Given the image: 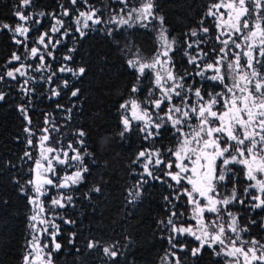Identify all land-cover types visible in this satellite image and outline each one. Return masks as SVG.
Returning a JSON list of instances; mask_svg holds the SVG:
<instances>
[{
  "label": "snow or ice",
  "instance_id": "6c2138e0",
  "mask_svg": "<svg viewBox=\"0 0 264 264\" xmlns=\"http://www.w3.org/2000/svg\"><path fill=\"white\" fill-rule=\"evenodd\" d=\"M69 2L75 6L78 0ZM80 2L87 7L86 11L76 10L75 31L81 38L87 35L85 30H92V26L101 23L114 25L98 29L109 37L134 23L144 28L153 21L159 23L155 31L160 44L153 55L145 57L138 48L133 51L131 45L122 49L134 82L129 89L132 96L119 104L121 127L116 134L124 140L135 132L143 142H151L150 147L139 150L131 161L142 171L132 170L138 178L128 189L127 202L132 204L139 200L144 185L150 182H160L171 189L169 195L163 197L169 206L166 208L168 216L158 221V226L166 232L162 239L169 245L163 264H186L187 257L182 259L181 252L190 255L198 264L206 249L214 257L223 258L224 264H264V239L246 235L250 233V226H258L264 231V217L259 221L250 217L248 224L241 226L240 212L232 210L233 206L239 205L249 213L264 212V0H212L205 16L212 18L217 34L215 37L208 35L210 30L204 26L203 19L198 28L188 30L182 54L190 67L179 71L171 55L178 50V41L175 37L169 38L164 17L154 11V0H139V6L131 5L130 0H114L122 7L111 10L108 6L103 10L97 8L89 4V0ZM32 5L33 0H18L14 15L22 23L15 26L0 23V30H8L17 45H24L25 58L38 57L40 64L35 70L41 71L50 68L45 64V56L55 59L49 46L54 49L61 42L53 43L50 33L60 32L64 22L56 19L55 14L43 11L26 15L25 10ZM60 7V15L68 17L69 9ZM105 10L109 11L107 21L102 19ZM45 15H52L55 24L33 41L43 46L42 49H28L25 41L31 30L29 21L39 24L41 21L35 17ZM67 34V30L62 33ZM209 40H214L220 47L205 51L201 45ZM21 59V55L14 52L9 63ZM63 59L71 61L72 56L65 55ZM24 67L22 64L0 74V81L5 75L12 80L17 74L26 76ZM27 67L32 68V65ZM57 72L82 77L86 68L64 64L42 79L51 83ZM149 76L154 83L141 99L137 94L142 91V81ZM206 82L211 84L212 90L206 88ZM28 83L25 79L20 88L26 95L33 91L27 87ZM62 87H69L67 79L63 80ZM79 93L80 89L76 88L71 90L70 96L77 97ZM60 94L57 89H52V96ZM4 99L5 93L0 91V101ZM57 108L63 106L57 104ZM19 110L31 124L27 108L21 106ZM66 112V118L70 120L72 108ZM44 123L48 126L41 129L42 135L38 137L39 157L34 160V178L21 188L33 206L29 217L31 239L27 241L23 264H54L53 254L62 249L57 240L61 229L55 219L58 217L66 225L76 224L74 219L59 216L55 210L75 207L73 190H78L91 175L86 157L92 163L96 162L94 153L85 147L88 133L83 128L71 133L78 146L71 141L64 146L59 138L55 140L59 146H54L49 142L53 140V133H60L61 126L49 115L45 116ZM24 131L29 137L33 135L30 128L26 127ZM169 132L175 145L156 147V142ZM27 144L33 145L31 138ZM25 156L32 158L30 152H25ZM53 189L56 195L50 197L46 206L42 198L48 197ZM100 192L101 187L96 185L85 196L90 199L91 193ZM178 204L184 210H179ZM44 237L48 240L42 242ZM76 237L75 231L69 232L68 245H74ZM182 237H191L196 246L189 248L186 242H181ZM98 246V241L86 243L89 251ZM101 251L112 261L122 255L118 242Z\"/></svg>",
  "mask_w": 264,
  "mask_h": 264
},
{
  "label": "trees",
  "instance_id": "16d2710c",
  "mask_svg": "<svg viewBox=\"0 0 264 264\" xmlns=\"http://www.w3.org/2000/svg\"><path fill=\"white\" fill-rule=\"evenodd\" d=\"M210 2L212 0L155 1L156 14L164 17L166 28L178 41V50L171 54L177 71L190 67L182 54L188 30L198 28L203 19L204 26L210 30L208 35L215 37L217 34L212 18L205 16ZM17 4L18 0H0V23L14 26L19 22L14 15ZM89 4L102 10L106 6L110 10L122 7L114 0H89ZM130 4L137 6L134 0H130ZM60 5L69 9L68 17L60 15ZM84 8L86 6L80 0L75 6L69 0H33L32 7L25 10L26 15L43 11L63 20V27L56 34L61 41L55 50L59 61H55L51 69L54 71L62 64L73 68L83 66L86 73L82 77L57 72L49 83L42 79L47 75L35 73L37 80L30 81L27 85L33 91L27 95L20 91L24 81L20 77L12 80L5 75L4 80L0 81V91L5 93V99L0 101V264H23L27 241L31 239L29 214L32 205L21 188L26 187V182L32 177L38 151L35 144L32 148L27 144L29 138L24 129L27 127L35 134L41 133V129L48 126L44 123L46 115L61 126L59 134L53 133L50 144L59 146L55 144L56 138H59L64 146L70 141L78 146L75 145L76 137L71 133L83 128L88 133L85 147L94 153L96 161L92 163L86 157L91 175L78 190H73L75 207L62 210V216L74 219L76 224L66 225L60 219L61 235L57 240L62 244V249L53 254L54 264H163L169 248L167 240L162 239L166 232L158 226V221L168 216L166 208L169 206L163 197L169 195L171 189L166 184L150 182L144 185L139 200L132 204L127 202L128 189L132 188L138 178L132 170L142 171L131 161L139 150L150 147L151 142H143L135 132L128 134L124 140L116 134L121 127L119 104L132 96L129 89L134 82V76L125 64L127 56L122 49L131 45L151 56L158 48L155 33L151 28L134 25L114 32L113 37L107 36L103 31L89 30L81 38L75 31L74 21L76 10L82 11ZM45 16L37 34L48 32L53 25V16ZM102 17L107 21L109 11L105 10ZM109 27L113 26L100 25V29ZM65 30L68 34L62 35ZM201 47L208 51L210 47L219 48L220 45L209 40ZM70 49L75 51L70 52ZM14 52L23 55V45H17L8 30H0V74L14 69L15 64L9 63ZM65 55H71L72 60L65 61ZM64 79L69 81L68 88L62 87ZM146 80L142 81V91L137 94L141 99L152 86L151 79L148 77ZM205 86L212 90L209 82ZM53 88L60 91V96H52ZM76 88L80 89L79 95L71 97V90ZM57 104L63 108H57ZM21 106L27 108L31 124L25 119L24 113L20 112ZM68 108H72L70 120L66 118ZM175 143L169 132L156 142V147H173ZM25 152H30L32 158L25 156ZM96 185L101 187V192L91 193V198H86L85 193ZM177 208L184 210L179 204ZM232 209L240 212L241 226L248 224L250 217L257 221L264 217V212L259 210L249 213L239 205ZM72 231L77 233L76 243L68 245V233ZM250 234L264 239V231L258 226H250ZM88 240L98 241L99 246L91 251L87 250ZM117 242L122 255L115 261L104 257L101 249ZM181 242H186L189 248L196 246L191 237H182ZM76 248L80 251L76 252ZM179 255L182 259L187 257L186 264H197L187 253L181 252ZM218 261L219 264H224L223 258L214 257L206 249L198 264H218Z\"/></svg>",
  "mask_w": 264,
  "mask_h": 264
},
{
  "label": "rangeland",
  "instance_id": "374dc122",
  "mask_svg": "<svg viewBox=\"0 0 264 264\" xmlns=\"http://www.w3.org/2000/svg\"><path fill=\"white\" fill-rule=\"evenodd\" d=\"M155 1H156V0H154V3H155ZM134 2H136V3H137V6H139V0H134ZM155 8H156V7H155ZM86 10H87V7L84 8L82 11H86ZM155 10H156V9H154V11H155ZM39 12H41V11L34 12V13H39ZM98 15H100V13H98ZM45 17H46V16H45ZM35 18H36V19H39V20L41 21V23H39V24H32V22L29 21V25L31 26V30L29 31V33H28V38H27V40L25 41V43H26L28 49H30L31 47H40L41 49L43 48V46H41V45H37V44L33 43V41H34L36 38H38V36H39L40 34L44 33V32H42V33H39V32H38L39 34H37V29H38L39 26H41V24H42V22H43V18H44V16H43V17H39V16H37V17H35ZM102 19H103V17H102ZM52 21H53V25H54V24H55V19L53 18ZM18 23H22V22L19 21ZM18 23H17V24H18ZM75 25H76V24H75ZM100 25H106V23H101V24H99V25H94V26H92V31H95V30L100 29ZM134 25H139V24H138V23H134L133 26H134ZM14 26H15V25H14ZM112 26L114 27V25H112ZM76 27H77V25H76ZM158 27H159V23H158V21H153L152 24L149 25L148 28L153 29V31H154V33H155V36H156V39H157V42H158V47H159L160 41H159V38H158L157 32L155 31V29L158 28ZM85 31H89V30H85ZM167 32H168L169 38H172L173 36H171V34L169 33L168 29H167ZM58 33H60V32H57V33H50V35L52 36L53 43H55L56 40H59V39L57 38V36H56V34H58ZM17 38H18V39H22V40L24 39L23 37H17ZM191 39H195V38H191ZM21 45H23V44H21ZM59 45H60V43L57 44V45L55 46L54 49L51 47V45L49 46V50H50V51H53V56L55 57V59H53L52 57L45 56V64H46V65H50V68H49V67H45V68H43L41 71H36V70H35L36 67L40 64L39 58H38V57H37V58H31L30 56H28L27 58H25V47H24V45H23V47H24V54L21 55V57H22L21 61H12V63L15 64L14 69H15L16 67H20L22 64L25 65V67H24L22 70L25 71V72L27 73V75L24 76V77H21V76H19V75L17 74V77H20V78L23 79V80L28 79L29 82H30V81H35V80H37V79H36L37 76L35 75V73H38L40 76H41V75H47V76H49V75L51 74V72L53 71V70L51 69V67L53 66L54 62H55V61H59V60L57 59L56 54H55V50L59 47ZM177 48H178V44H177ZM124 49H125V48H124ZM132 50L135 51L136 49L132 47ZM139 50H140V52H141L145 57H150V55L145 54L141 49H139ZM193 51H194V50H193ZM17 55H18V54H17ZM242 62H243V61H242ZM27 65H32V68H28ZM62 65H64V64H62ZM62 65H60V66H62ZM60 66H59V67H60ZM14 69H12V70H14ZM12 70H10V71H12ZM149 78L151 79V84H153L154 81H153L152 77L149 76ZM146 81H147V80L144 79V82H146ZM142 83H143V82H142ZM142 83H141V85H142ZM174 102H176V101L174 100ZM163 107H164V106H162L161 111H163ZM27 113H28V112H27ZM32 133H33V132H32ZM27 135H28V138H31V139H32V141H33V145L35 144V145H36V148H37L38 137H39L40 135H42V132L39 133V134H35V133H33V135H32L31 137H29V133H27ZM33 145H32V146H33ZM32 146H30V147L32 148ZM37 151H38V157H39V149H38V148H37ZM70 154H71V152H70ZM38 157H37V158H38ZM33 169H34V166H33ZM33 178H34V172H33V174H32L31 179H33ZM31 194H32V193L29 192V195H31ZM54 195H56V191L53 189L52 192L49 194L48 197H43V198H42V200H43V202L45 203L46 206L49 204L50 197H51V196H54ZM32 208H33V206H31V211H30L29 217L32 215ZM62 210H63V209H56L55 211H56V213L59 214V216H62ZM232 210H233V209H232ZM233 211H234V212H237V211H235V210H233ZM206 215H207V214H206ZM49 218H51V217H49ZM55 223L58 224V225L60 226V219H59L58 217L55 219ZM240 223H241V222H240ZM29 224H30V220H29ZM246 235H250V236H252L250 233H249V234H246ZM46 240H48V238H47V237H44L43 240H42V242H44V241H46ZM50 247H51V246H50ZM169 259H171V258L169 257Z\"/></svg>",
  "mask_w": 264,
  "mask_h": 264
},
{
  "label": "flooded vegetation",
  "instance_id": "af4514ba",
  "mask_svg": "<svg viewBox=\"0 0 264 264\" xmlns=\"http://www.w3.org/2000/svg\"><path fill=\"white\" fill-rule=\"evenodd\" d=\"M237 206V205H236Z\"/></svg>",
  "mask_w": 264,
  "mask_h": 264
}]
</instances>
